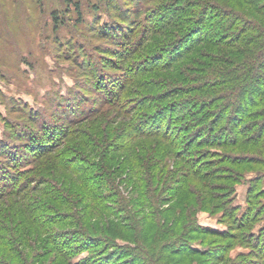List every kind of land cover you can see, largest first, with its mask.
<instances>
[{"label": "rangeland", "instance_id": "374dc122", "mask_svg": "<svg viewBox=\"0 0 264 264\" xmlns=\"http://www.w3.org/2000/svg\"><path fill=\"white\" fill-rule=\"evenodd\" d=\"M186 10L180 0H0V195H11L0 204V264L142 263L140 258L124 257L123 246L134 244L126 231L114 225L107 228L114 218L107 219L104 211L110 208L117 215L119 208L126 206L112 197L114 190L106 176L119 186L123 194L120 201L128 199L131 188L126 186V174L131 161L127 152L93 154L84 164L73 156L77 160L74 165L81 169L76 175L70 170L56 173L55 156L47 152L59 147L82 148L78 141L85 140L87 134L96 137L102 119L119 128L117 117L123 121L128 112L130 118L145 116L151 112L144 110L145 105L157 109L154 101L158 96L167 91L176 93L179 88L182 95L164 107L168 114L172 110V119L181 114V103L201 92L194 90L196 82L205 78L210 64L204 59L211 51L200 44L195 53L183 57L184 61L174 64L171 60L188 43L180 41L184 35L179 30L195 21L183 15ZM168 20L180 27L167 29ZM203 28L209 34V27ZM136 125L145 127L141 122ZM167 127L175 133L181 124L168 123ZM121 133L125 137L133 131ZM126 143L116 145L124 147ZM195 143L197 140L182 137L175 140L185 156L195 158L185 169L202 171V180L188 181L184 186L172 182L169 189L173 193L164 194L169 198L163 208H169L170 221L180 226L193 222L194 229L233 238L213 240L193 234L177 247L199 254L223 247L227 264H264L256 258L264 243V166L239 168L240 173H236L219 164L222 150ZM45 165H52L54 176L46 172ZM203 184L208 197L198 199L196 193ZM25 188L22 196L26 198L14 200ZM69 189L77 193L69 194ZM223 204L228 211L219 209ZM71 205L77 212L83 209L79 221L107 228L104 235L108 239L115 233L120 249L104 242V235L96 237L98 240L91 233L77 234V220L68 210ZM241 218L247 225L237 230ZM54 238L60 246L68 243L67 252L62 254L61 250L58 258L51 245ZM187 261L183 259L182 264L210 262L201 256Z\"/></svg>", "mask_w": 264, "mask_h": 264}, {"label": "trees", "instance_id": "16d2710c", "mask_svg": "<svg viewBox=\"0 0 264 264\" xmlns=\"http://www.w3.org/2000/svg\"><path fill=\"white\" fill-rule=\"evenodd\" d=\"M180 2L187 8L183 15L191 16L195 18V21L190 27H181L183 29L179 30L178 33L184 35L180 41L188 43L183 47L182 52L171 60L174 64L184 61L183 57L195 53L194 49L200 44L210 47L208 58L204 59L210 66L205 71V78L196 82L198 88L194 87V92H201L191 97L188 96V99L181 103L179 106L181 114L176 116V119H172L171 109L170 114L165 112L164 106L170 99L182 95L181 88L176 93L167 91L163 93L164 95L158 96V99L154 101L158 104L157 109L145 105L144 110H151L145 116L130 118L131 114L128 112L129 118L128 115L123 116V121L117 117L115 125L120 123L119 128H114V124H106V121L102 119L103 125L96 137L92 138L87 134V140H82V138L81 143L78 141L82 148L59 147L47 153L50 152L49 154L55 156L56 165H52L56 167V173L60 170H70L73 175H76L81 170L74 165L77 160L84 164V159L93 154L101 156L105 153L127 152L128 162L131 161L127 166L126 174L128 177L126 186L131 188L129 198L120 201L123 194L119 186L110 180V175L106 176L109 178L108 184L111 185V190H114L112 197L117 198L118 202L126 206L119 208L117 215L110 208L104 209L109 216L107 219L114 218L111 224H107L105 216L101 218L103 223L107 224V228L114 225L115 229L128 233V239L134 247L123 246L124 257H132L134 260L140 258L145 264H168L171 261L172 264H182L183 259L187 261L201 256L209 259L208 264H227L228 254L223 247L220 251H215V249L201 254L177 247L193 234L209 236L213 240H222L224 237L225 239L233 238V236L194 229L193 225L191 227L193 222L180 226L177 222L170 221L171 218L167 216L169 208H163L164 203L167 202L165 199L169 197L163 196L166 193L171 196L173 193V190L169 189L172 182L177 181L184 186L188 181L202 180V175H200L202 171L191 172L185 169L186 164L188 166L194 164L195 158L185 156V151H182L183 147L176 146L175 140L180 137L197 140L195 145H205L222 150L223 153L218 158L219 164L233 172L240 173L239 168L264 166V0H180ZM75 6L78 12L79 7ZM54 19L57 17L55 16ZM169 20H173V16L169 17ZM169 20L165 24L167 29L180 27L179 23L174 25ZM206 26L209 27V34L206 33L207 31L203 32V27ZM193 34H198V36L195 37ZM190 82L194 80L191 79ZM186 92L189 93L191 90ZM242 119L245 122L241 121ZM138 122L144 124L145 127L138 128L136 125ZM168 123L169 125L180 123L181 127L177 132L171 133L170 128L167 127ZM125 130H132L133 134L122 137L121 132H127ZM66 136L69 137L67 134ZM122 141L127 142L123 145L124 147L116 145ZM111 145L116 147L111 149ZM73 156H76V161L72 159ZM165 159L171 163L164 162ZM52 165H45V170L54 176ZM38 170L41 172V167ZM261 177L258 182L262 180ZM14 180L16 183L19 181L18 178ZM120 181L123 182V179L119 180L118 184ZM46 183L48 184V181ZM205 188L203 184L197 191L198 199L203 198L202 195L207 196ZM26 189L20 190L13 197L14 200L19 201L20 196L22 200L26 198L22 196ZM57 189L60 191V188ZM67 192L77 193L73 189ZM192 194L195 196L194 191ZM6 197L0 195V204ZM130 203L132 205H128ZM204 204L206 207H212L209 203ZM71 206L68 210L72 218L77 220L75 223L79 226L77 234L88 236L91 233L94 238L107 234V228L97 229V227H89L87 226L89 224L79 221L77 217L83 209L77 212L78 208ZM220 208L223 211L226 208L228 211L224 204ZM237 224V230L244 229L247 225L242 218ZM1 227H3V232L7 231L3 225ZM114 234L109 237L110 239L104 235L103 241L110 242L113 248L120 249L115 243L116 235ZM51 245L57 251L55 258L61 256V250L62 254L67 252L68 243L66 242L60 246L54 238ZM256 254V258L264 262V243L258 248ZM16 264L19 262L17 261ZM80 264L88 263L80 261Z\"/></svg>", "mask_w": 264, "mask_h": 264}]
</instances>
